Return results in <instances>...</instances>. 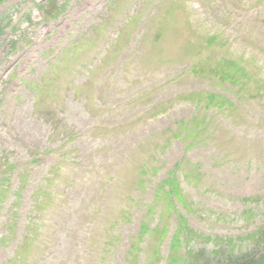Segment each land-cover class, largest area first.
Listing matches in <instances>:
<instances>
[{"label": "rangeland", "instance_id": "1", "mask_svg": "<svg viewBox=\"0 0 264 264\" xmlns=\"http://www.w3.org/2000/svg\"><path fill=\"white\" fill-rule=\"evenodd\" d=\"M6 3H11V0ZM83 7L89 12L74 25L71 37H74L75 44L67 48L63 59L48 65H43L42 61L35 64L28 82L15 95L17 104L13 111H4L2 98L11 93L7 91L8 82L5 85L0 83V171H6L14 164L17 168L26 164L36 175V180L45 173L46 165L51 161L69 159L78 167L84 156L96 152L97 147L111 151L126 134L129 141L139 147L136 140L151 134L138 153L134 166L138 167L141 159L149 158L155 149L161 159H165L166 168L182 158L192 163L200 162L201 171L212 170V175L206 178L216 181L204 180V196L211 206L218 201L216 196L225 197V193L232 194L235 206L238 197L253 193L264 196V133L257 129L264 124V92L259 99L260 105L255 109L258 121L254 124L242 122L246 120L242 110L243 95L237 97L241 105L238 111L207 108L206 103L200 101L199 107L209 113L208 120L202 116H190L191 104L183 100L185 92L209 89L207 83L189 79L166 87L159 79V75L164 77L170 73L167 67L173 61L186 63L200 54L210 61L222 57L236 59L246 68L251 82L263 85L264 0H85ZM124 10L129 12L123 14ZM15 11L6 10L5 5L0 4V30L6 27L7 17L17 15ZM75 16L69 14L62 18L63 26L70 22L66 18L74 19ZM121 17L122 22L117 24L119 32L114 33L113 19ZM28 25L23 23L24 27ZM47 29V25L38 26L33 44L24 45L19 50L21 58L35 51ZM129 34L132 37L129 38ZM102 35L108 36L105 55L100 50ZM66 42L61 41L59 46L63 47ZM81 44L86 45L80 49ZM116 56H125L129 63L125 76L114 68ZM13 57L9 56L10 59ZM14 75L20 77L15 73L10 79ZM106 76L111 81L101 88L99 81L104 83ZM31 80L34 83H30ZM170 95L173 96L166 97ZM184 115L189 116L183 121ZM127 118L130 122L122 124ZM195 127H198L200 146L187 147L179 137L180 131ZM232 128L244 130L242 134L252 139L241 138L232 143L226 133H230ZM132 131L138 132L136 137L130 134ZM245 140L251 143H243ZM259 140L260 143L257 142ZM164 144L168 149L161 152L159 147ZM214 146L234 152L245 161H253L250 165L240 162L229 168L226 164L216 165L208 158V148L214 149ZM257 154L258 159L255 158ZM38 157H45L46 163L42 166L35 164L32 159ZM219 167L221 172L214 176ZM182 168L194 172L193 166L185 161ZM51 177L54 179L52 190L57 192L64 172L54 171ZM28 179L16 200L19 206L14 209L18 213L15 230L0 247V264H77L64 258L61 252L48 256L44 253L45 246L41 240L49 232L47 219L56 198L42 194L32 207L36 197L31 198L30 193L35 181L28 183ZM9 185L14 190L18 179L12 177ZM8 197L9 200L15 198ZM160 202L164 203V200ZM7 203L8 200L0 203V209ZM245 204L247 209L249 202L245 201ZM31 207L28 218L35 215L45 219L38 227L24 231L27 233L25 236L20 221L26 217L25 210ZM254 223L257 227L258 217L245 219L244 229L249 231ZM261 229H255L256 236L262 237ZM22 235V246L15 250ZM157 237V232L152 234V245ZM234 246L247 251L254 249L256 244L241 238L235 240ZM198 263H205V258H198Z\"/></svg>", "mask_w": 264, "mask_h": 264}, {"label": "trees", "instance_id": "2", "mask_svg": "<svg viewBox=\"0 0 264 264\" xmlns=\"http://www.w3.org/2000/svg\"><path fill=\"white\" fill-rule=\"evenodd\" d=\"M225 70V69H224ZM223 68H221L220 65H216L214 67L204 68L200 65L193 64L189 66L188 68L184 69L180 72V74H186L189 73L190 75L197 77V78H203L213 81L215 84H223L225 83V77L228 79V75L224 74ZM194 97L196 98L195 106L197 108H200V101H204L206 103L207 108L209 107H216V109L220 111H225L229 109H234L235 106L230 100V98H227L221 94H213L207 91H204L202 93H195ZM142 174H146L148 172L145 171L144 166L140 170ZM152 172H154V168H152ZM169 189L168 194L171 197H177V183L176 178L174 177V174L167 177L164 181ZM180 219H183L181 216H179ZM255 251V249H248L247 251L243 252L242 254L239 253H233L232 250L226 251V260L225 262H221L219 264H264V237H263V245H262V251L261 254L258 256V258L254 259V256L252 253ZM229 253H233L229 255Z\"/></svg>", "mask_w": 264, "mask_h": 264}]
</instances>
